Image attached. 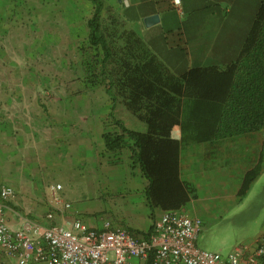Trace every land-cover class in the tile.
I'll return each instance as SVG.
<instances>
[{"label":"rangeland","instance_id":"1","mask_svg":"<svg viewBox=\"0 0 264 264\" xmlns=\"http://www.w3.org/2000/svg\"><path fill=\"white\" fill-rule=\"evenodd\" d=\"M92 12L87 0H0V184H11L16 207L39 222L68 224L79 217L100 227L108 220L142 237L132 227L150 220L139 218L140 204L131 201L145 184L131 151L100 147L104 133L118 131L110 118L113 101L121 120L126 98L117 82L108 94L95 70L96 53L87 45ZM108 13L105 27L128 30L119 20L112 25ZM56 185L70 208L46 221ZM210 208L200 248L226 255L253 245L264 232V148L247 192Z\"/></svg>","mask_w":264,"mask_h":264},{"label":"trees","instance_id":"2","mask_svg":"<svg viewBox=\"0 0 264 264\" xmlns=\"http://www.w3.org/2000/svg\"><path fill=\"white\" fill-rule=\"evenodd\" d=\"M87 1L93 5L87 19V45L96 53L95 70L107 86V93L112 94L117 82L126 99L127 95L136 102L137 96L142 97L181 119L180 140L161 138L128 128L114 117V100L110 118L118 131L102 135L104 146L116 154L125 147L130 149L132 165L147 181L145 196L152 214L156 208L179 209L195 197L192 186L180 180L181 145L264 128V0L258 5L234 62L223 67H194L180 76L172 75L134 31H119L111 28L110 23V27H105V10L111 14L112 25L122 20L104 0ZM259 169L257 166L246 173L240 197L247 192Z\"/></svg>","mask_w":264,"mask_h":264},{"label":"crops","instance_id":"3","mask_svg":"<svg viewBox=\"0 0 264 264\" xmlns=\"http://www.w3.org/2000/svg\"><path fill=\"white\" fill-rule=\"evenodd\" d=\"M104 1L172 75L180 76L194 67H223L234 62L261 0H180L179 9L172 0ZM154 15L158 21L146 25L145 18ZM126 97L123 101L126 108L121 114L124 125L161 138L180 140L181 119L142 97L137 96L136 102ZM100 147L106 150L104 142ZM263 148L264 128L181 145L180 180L192 186L195 197L178 210L204 222L206 212L212 210L210 205L240 198L238 193L246 173L262 164ZM143 179V193L131 195V201L140 204L135 209L138 217L150 220L144 228L132 227L140 234L150 231L153 221L165 211L156 208L152 214L145 196L147 181Z\"/></svg>","mask_w":264,"mask_h":264},{"label":"built area","instance_id":"4","mask_svg":"<svg viewBox=\"0 0 264 264\" xmlns=\"http://www.w3.org/2000/svg\"><path fill=\"white\" fill-rule=\"evenodd\" d=\"M179 9L180 0H172ZM50 190L45 220L70 208ZM16 191L0 184V264H264V232L253 245L235 247L228 254L205 251L197 244L203 222L182 210H165L147 237L104 220L93 227L76 217L70 223L45 224L16 207Z\"/></svg>","mask_w":264,"mask_h":264},{"label":"water","instance_id":"5","mask_svg":"<svg viewBox=\"0 0 264 264\" xmlns=\"http://www.w3.org/2000/svg\"><path fill=\"white\" fill-rule=\"evenodd\" d=\"M157 21H158V16L156 15L145 18L146 25H152L156 23Z\"/></svg>","mask_w":264,"mask_h":264},{"label":"clouds","instance_id":"6","mask_svg":"<svg viewBox=\"0 0 264 264\" xmlns=\"http://www.w3.org/2000/svg\"><path fill=\"white\" fill-rule=\"evenodd\" d=\"M133 232V231H132Z\"/></svg>","mask_w":264,"mask_h":264}]
</instances>
